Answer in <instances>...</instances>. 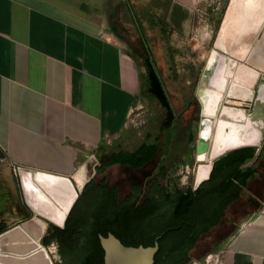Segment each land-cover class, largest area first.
Returning a JSON list of instances; mask_svg holds the SVG:
<instances>
[{
  "label": "crops",
  "instance_id": "0c3cea01",
  "mask_svg": "<svg viewBox=\"0 0 264 264\" xmlns=\"http://www.w3.org/2000/svg\"><path fill=\"white\" fill-rule=\"evenodd\" d=\"M194 1L172 2L176 27L189 24ZM236 1L243 7L220 35L231 37L222 51L264 75V0ZM113 2L0 0L1 231L30 214L15 167L83 179L89 157L128 127L145 79L118 31L116 21L128 20L120 8L109 11ZM255 147L245 163L255 209L239 219L220 264H264V152Z\"/></svg>",
  "mask_w": 264,
  "mask_h": 264
},
{
  "label": "rangeland",
  "instance_id": "374dc122",
  "mask_svg": "<svg viewBox=\"0 0 264 264\" xmlns=\"http://www.w3.org/2000/svg\"><path fill=\"white\" fill-rule=\"evenodd\" d=\"M117 1L114 0L109 11L120 8L121 15L128 20H115L119 25L118 31L124 34L122 37H127L125 38L127 53L144 76L146 83L144 40L137 26L136 16L143 22L144 35L147 36L156 58V66L166 86L172 109L164 100L144 91V86L123 136L116 141L106 143L104 149L108 151L96 150L86 164L84 180L77 176L74 181L81 185L83 181L93 177L98 181L105 178L118 189L121 200L131 194L135 186H138V193L144 198L155 182L168 190H173L176 186L183 189L194 186L197 166L200 162L197 159L196 149L202 122L201 103L196 95L198 82L212 50L222 51L225 45L230 44L231 37L226 38L224 42L219 38L225 25L232 23V16L238 13L242 3L233 0H195L190 4L189 24H186L184 29H180L168 17L174 0ZM246 1L245 5L251 4L250 0ZM165 14L169 19V26L167 32L163 33L159 30V26H153L151 22L153 19L158 21ZM114 16L116 18L118 14L115 13ZM149 92L151 93L152 90ZM171 126L173 138L169 143L166 138L167 130H163V127L169 129L172 128ZM144 141H157L158 145L155 157L144 167L134 169L116 163L100 171L99 168L104 166L111 151L120 148L134 149ZM164 164L167 169L166 175L161 173ZM259 192L260 190L257 189L256 193ZM253 199L254 196L245 190L244 197L232 203L223 217L224 220L228 219L232 231L218 237V233H224V225H217L191 251L190 260L197 261L196 264H220L224 243L237 228L239 219L255 209ZM50 233L51 227L43 243L55 264L65 263L60 242L56 238L52 239L50 244L45 242L46 236ZM215 241L218 244L213 246ZM190 260L184 264H188Z\"/></svg>",
  "mask_w": 264,
  "mask_h": 264
},
{
  "label": "trees",
  "instance_id": "16d2710c",
  "mask_svg": "<svg viewBox=\"0 0 264 264\" xmlns=\"http://www.w3.org/2000/svg\"><path fill=\"white\" fill-rule=\"evenodd\" d=\"M135 19L143 36L146 55L147 81L144 91L164 100L172 109L166 86L156 66V58L144 35L143 22L136 16ZM153 21V26L157 25L161 32H167L169 19L166 14ZM163 130H167V141L172 142L173 127H163ZM157 146V141H144L134 149L113 150L99 169L102 171L116 163L134 169L144 167L155 157ZM255 154L256 147L252 145L236 148L214 163L209 179L197 188L176 186L168 190L155 182L144 198L138 193V186H135L133 192L121 200L115 186L105 178L98 181L93 177L85 183L65 226H51V233L46 236L45 242L56 238L64 255L80 253L78 264H105V249L100 235L107 236L112 232L127 245L147 246L158 240L159 249L154 264L187 262L200 235L217 225L225 214V207L240 196L248 175L244 164ZM161 173H167L165 164ZM235 180L239 185L235 186Z\"/></svg>",
  "mask_w": 264,
  "mask_h": 264
},
{
  "label": "water",
  "instance_id": "95a60500",
  "mask_svg": "<svg viewBox=\"0 0 264 264\" xmlns=\"http://www.w3.org/2000/svg\"><path fill=\"white\" fill-rule=\"evenodd\" d=\"M196 95L201 103L202 122L196 149L200 162L194 188L207 181L215 161L232 150L252 145L258 147L257 155L264 152V76L245 61L213 49ZM244 168L251 174L245 164ZM19 177L30 216L0 232V264H39L42 258L46 264H55L43 239L51 225L65 226L90 179L78 185L70 176L30 167H22ZM233 183L239 185L236 180ZM245 184L237 199L244 197ZM30 224H38L39 234L32 233L28 228ZM18 229L26 236L11 238L18 234H15ZM208 234L199 238L191 251ZM100 238L105 249V264H154L159 249L158 240L153 245L135 246L123 243L112 232L107 236L101 234ZM75 261L74 257H67L65 263L60 264H75ZM196 263L190 260L188 264Z\"/></svg>",
  "mask_w": 264,
  "mask_h": 264
},
{
  "label": "flooded vegetation",
  "instance_id": "af4514ba",
  "mask_svg": "<svg viewBox=\"0 0 264 264\" xmlns=\"http://www.w3.org/2000/svg\"><path fill=\"white\" fill-rule=\"evenodd\" d=\"M234 202V200L233 201H231L226 207H225V214H226V210H227V208L230 206V205H232V203ZM219 204H220V202H219ZM218 204V205H219ZM223 206V205H222ZM223 217H224V215H223ZM223 217L221 218V220H220V222L217 224V225H219V224H223L224 225V233L222 232L221 234H219L218 233V237H221V236H223L226 232H228V233H230L231 231H232V229H231V225H229V223H228V219H226V220H224L223 219ZM224 222V223H223ZM217 225H215V226H217ZM51 226H53V225H51ZM50 226V227H51ZM214 227V226H213ZM212 227V228H213ZM210 229L209 231H207V232H204V233H202L201 235H200V237L199 238H202L205 234H208L209 232H212V230L213 229ZM199 238H198V240H197V242L199 241ZM218 243L215 241V243L213 244V246H216ZM79 254L80 253H76V254H74V255H64L63 253H62V255H63V257H65V259L67 258V257H70V258H72L73 259V257H74V259L76 260L75 262V264H78L79 263ZM71 264H74V263H71Z\"/></svg>",
  "mask_w": 264,
  "mask_h": 264
},
{
  "label": "bare ground",
  "instance_id": "6f19581e",
  "mask_svg": "<svg viewBox=\"0 0 264 264\" xmlns=\"http://www.w3.org/2000/svg\"><path fill=\"white\" fill-rule=\"evenodd\" d=\"M202 155L205 156V154H202ZM28 228L32 231L33 234H39L38 224H30ZM16 233H18V234H16ZM15 234H16V235L11 236V238H14V239H15V238H16V239H17V238H18V239L21 238V239H23V237L26 236L25 233H24V231L21 230V229L16 230V231H15ZM41 258H42V257H41ZM39 259H40V258H39ZM38 263H39V261H38ZM39 264H46L45 259L42 258V259H41V262H40Z\"/></svg>",
  "mask_w": 264,
  "mask_h": 264
},
{
  "label": "built area",
  "instance_id": "2783aa9c",
  "mask_svg": "<svg viewBox=\"0 0 264 264\" xmlns=\"http://www.w3.org/2000/svg\"><path fill=\"white\" fill-rule=\"evenodd\" d=\"M21 168H22V167H20V166L15 167V168H14L15 173H16V174H19Z\"/></svg>",
  "mask_w": 264,
  "mask_h": 264
}]
</instances>
